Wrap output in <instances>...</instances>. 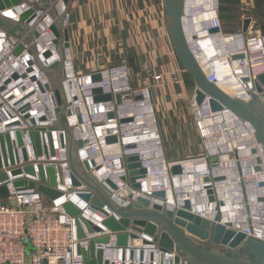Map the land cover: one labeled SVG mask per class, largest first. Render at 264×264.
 <instances>
[{"label":"built area","instance_id":"1","mask_svg":"<svg viewBox=\"0 0 264 264\" xmlns=\"http://www.w3.org/2000/svg\"><path fill=\"white\" fill-rule=\"evenodd\" d=\"M42 1L26 0L1 12L3 17L25 25L26 29L24 34L17 36L0 29V135H9L13 160L11 163L7 148L6 161L0 151V172L6 174L0 186L4 185L7 190L5 196H0V264H86L79 248L87 249L91 238L106 235L109 241L96 244V249L102 250L103 262L108 264H181L174 261L175 251L161 250L145 235L130 240L125 247L117 246L115 234L103 224L106 215L102 211L114 214L107 206L102 211L91 208L95 194L83 185L72 186L64 131L56 128L58 102L51 86L52 74L42 70L61 61L51 31L56 11L51 8H57L63 0H53L44 9L36 8L28 22H20L23 12ZM64 4L66 9L62 11L61 23L68 27L70 15ZM9 12L17 17L10 18L6 15ZM195 15L203 18L200 27ZM218 15V0H202L197 6H192V0H184L181 23L186 24L183 32L189 51L208 81L217 85L226 83L227 75L222 74L225 68L228 75L236 77L235 82L241 88L239 98H248L256 76L264 74V32L240 29L226 33ZM215 28L217 30L211 32ZM33 31L38 33L34 48L28 43ZM253 32L258 34L250 35ZM222 38L230 40L224 56L212 48ZM206 40L210 44V55H206L207 48L203 46ZM19 46L22 49L15 54ZM46 51L50 52L47 57L44 56ZM236 55L242 57L233 58ZM61 67L69 108L63 121L70 127L75 140L82 142L77 147L78 158L80 162H88V173L109 192L117 205L128 207L141 196L149 199L150 206L158 204L175 211L187 201L193 214L241 232L246 238L252 236L264 241V148L257 142L254 129L247 121L226 107L212 111L208 95L198 104L194 88L188 106L194 133L201 142L200 153L171 160L165 155L151 93L153 83L160 81V77L145 63L142 64L143 78L137 83L131 80L125 57L99 70L81 73L75 68L69 45L63 49ZM96 72L100 73V79L93 81L92 75ZM244 77L248 78L245 82ZM173 81L180 79L173 76ZM95 88L101 89V94H111L112 98L95 101L92 92ZM109 113L113 116L108 117ZM122 119L127 121L121 122ZM36 127L45 128L39 133L43 155L38 158L29 137V132ZM16 131L20 132L21 146ZM47 132H50L54 150V156L48 158L44 155V147H49ZM108 136H116V141L106 142ZM131 137L134 140L126 143ZM22 150L26 153V161ZM129 155L138 156L145 170L144 175L136 179L140 185L138 189L128 181L125 158ZM37 161H46L44 166H59L61 181L56 170L55 188L63 193L61 197L48 200L35 188L13 185L17 179L38 181ZM30 163L35 175L23 171ZM175 165L180 166V172L173 174L171 168ZM15 169H20L21 173L12 175ZM159 191L164 192V197L154 195ZM78 193H89V200H83ZM70 194L75 201L69 198ZM68 200L100 231L89 234L83 226L85 237L77 238L75 218L63 209ZM142 239L149 243H143Z\"/></svg>","mask_w":264,"mask_h":264},{"label":"water","instance_id":"2","mask_svg":"<svg viewBox=\"0 0 264 264\" xmlns=\"http://www.w3.org/2000/svg\"><path fill=\"white\" fill-rule=\"evenodd\" d=\"M26 0H0V11L12 8ZM53 0H51L52 3ZM68 3V0H63ZM165 17L168 25V31L173 46V50L179 60L180 65L185 72L191 77L195 86L196 102L199 104L204 95L210 97V106L212 111H218L223 107L228 108L242 120L247 121L254 129V135L258 143L264 148V74H258L256 80L253 82V88L249 91V97L244 100L237 96H232L223 91L215 82L207 80L204 71L200 68L197 61L189 51L184 32L182 29L181 16L183 14L184 0H163ZM50 3V4H51ZM45 3L43 6L33 4V7L23 12L20 15V22H28L35 14V9H44L50 6ZM68 10V8H67ZM51 26V31L55 36L54 43L57 45V50L60 54L61 61H56L48 68H42L47 74L56 75L55 95L58 105L55 108L57 126L64 131V139L66 142L67 164L70 171V178L73 187L85 186L88 190L95 194L92 200L91 208L102 211L104 206L116 215H106L103 224L115 234V243L119 247H125L132 239H138L141 235H145L152 239V242L157 244L163 251H175V263L181 264H264V241L252 236H246L241 232H235L225 225L213 224L210 220L202 218L190 212L189 203L186 201L182 208L175 211L166 209L158 204L150 206L149 199L145 197H137L134 202L128 207H120L109 196V192L88 173L89 165L87 161L80 162L77 154V147L81 146L80 140H75L70 127L64 121V114L66 111V100L62 86V79L64 72L61 64L63 59V49L69 46L68 29L62 26L61 17L59 20H54ZM247 21L244 22V26ZM0 27L15 28L17 35L24 34L26 26L21 23H16L8 18L0 16ZM217 29H212L211 32ZM242 31L246 32V27ZM258 32H253L250 35H257ZM33 36L37 37L38 33L33 31ZM32 47L34 48L33 44ZM22 49L17 47L14 51L17 54ZM50 52H45L47 57ZM241 58L242 55L233 56V58ZM100 79V73L96 72L92 75L93 81ZM244 82L248 78L242 79ZM95 101L110 100L111 94H101V89L95 88L92 90ZM119 102V96H116ZM113 114L109 113L108 117ZM127 121L122 119L121 122ZM34 123V121H32ZM53 129V128H49ZM45 128L36 127L29 132V137L33 143L35 157H41L43 151L40 144L39 131ZM49 147H44V155L46 158L54 156V150L51 143L50 132H47ZM62 138V137H61ZM106 142L116 141V136H108L105 138ZM18 145H22L20 133L17 132ZM11 142L9 135L6 133L0 135V151L4 161H6L5 149L9 152V159L12 163ZM23 159L26 161L27 156L22 150ZM126 168L128 170V181L135 189L139 188L137 178L144 175L145 170L138 161V156L129 155L125 158ZM93 164V162H91ZM37 175L39 180L17 179L13 182L15 187L35 188L39 193L44 195L48 200H55L63 195L57 190L55 171L57 170L61 181V172L59 166L53 167L50 165L44 166V162H37ZM23 171L30 175H35L33 165L27 164ZM173 174L180 172V166L175 165L171 168ZM12 175L21 173L20 169H15ZM6 179L5 172H0V182ZM107 183L114 187V185L107 180ZM7 194L6 187L0 186V196ZM157 197H164V192L159 191L154 193ZM78 196L85 201L89 200V193H78ZM63 209L69 216L75 218L77 238L85 237V230L90 234L100 231V228L88 219L84 218L80 213L81 210L77 208L72 201L64 202ZM198 241L206 242L213 246H224L234 250L233 255L219 251L217 248H206ZM109 236L94 237L89 240L88 248H79V252L86 264H108L103 262L102 250L96 249V244L107 243ZM143 243H149L148 240L142 239ZM206 246V245H205ZM209 246V245H208Z\"/></svg>","mask_w":264,"mask_h":264},{"label":"crops","instance_id":"3","mask_svg":"<svg viewBox=\"0 0 264 264\" xmlns=\"http://www.w3.org/2000/svg\"><path fill=\"white\" fill-rule=\"evenodd\" d=\"M218 1L221 25L236 26H225L224 32L232 33L243 27L247 31L264 30V0ZM45 3L50 4L51 0L37 5ZM67 8L69 45L78 72L96 71L125 57L131 80L137 83L143 78L142 64L145 63L160 77V81L153 83L151 93L162 140L167 139L169 132L180 135L182 128H194L187 105L195 86L186 85L185 70L171 43L163 0H68ZM6 15L13 17L12 12ZM0 29L16 33L15 28ZM173 76L180 81H173ZM169 149L165 148L167 152ZM193 240L203 247L234 254L227 247Z\"/></svg>","mask_w":264,"mask_h":264},{"label":"rangeland","instance_id":"4","mask_svg":"<svg viewBox=\"0 0 264 264\" xmlns=\"http://www.w3.org/2000/svg\"><path fill=\"white\" fill-rule=\"evenodd\" d=\"M52 10L53 12L56 11L54 16L62 15V13L58 12V8L54 10V7H53ZM238 13H239V9H238ZM59 19L60 18L56 17V20H59ZM222 26H223V31H225L226 29L225 26L227 27L230 26L232 28L236 27L234 24H231V23L230 25L229 23H227L225 26L224 24H222ZM7 33L14 36L13 33H9V32ZM32 37L35 38L33 35ZM185 78H186L185 82H186L187 87L188 88L191 87L193 82H192L191 77L186 72H185ZM56 79H57L56 75L52 74L51 82L53 86L56 85ZM189 116H190V111H189ZM169 134L167 136V139H163V147H164L165 155L167 156V158L171 160H176V159H182V158L193 156V155L200 153L201 142H200V139L195 135L193 128H190V127L182 128L180 131V135L178 133H173V135H171L172 133L170 135ZM165 148H168V149L170 148V149L167 152Z\"/></svg>","mask_w":264,"mask_h":264},{"label":"bare ground","instance_id":"5","mask_svg":"<svg viewBox=\"0 0 264 264\" xmlns=\"http://www.w3.org/2000/svg\"><path fill=\"white\" fill-rule=\"evenodd\" d=\"M200 2H202V0H192V6H197V5H199V3ZM58 12H60V13H62V11H64L65 9H66V7H65V4L63 3V1L58 5ZM57 8H55L54 7V10L55 9H57ZM10 9V8H9ZM52 9H53V7H52ZM7 10V9H6ZM3 11H5V10H3ZM2 12V11H1ZM12 14H13V12H12ZM187 15V14H186ZM210 15V14H209ZM213 16V15H212ZM13 17H17L15 14H13ZM54 17H57V18H60L61 17V15H56V16H54ZM4 18V17H3ZM194 19H195V21L197 22V25H199V27L201 26V21L203 20V18H201L199 15L198 16H196L195 15V17H194ZM54 22L55 21H53L52 22V24H54ZM52 26V25H51ZM183 30H184V32H185V29H186V24H185V22H183ZM67 28V27H66ZM30 29V28H29ZM31 29H32V27H31ZM29 33V32H28ZM15 36H17V34H15V33H13ZM42 36V39L43 40H47V37L46 36H43V35H41ZM34 39L35 38H30L29 39V42L28 43H31V45L34 43L35 44V42H34ZM229 41V42H228ZM53 42H54V40H53ZM230 43V40L229 39H227V38H222V39H220V40H218V42H217V46L215 47L214 45H212V48H213V51H215V52H217L218 53V55H220V56H224L226 53H228V51L226 50V47H227V45ZM34 44H33V46H34ZM213 44H215L214 42H213ZM209 41L208 40H206V43H205V41L203 42V46L205 47V48H207V50H206V55H210V49H209ZM41 50H43V49H41ZM46 52H48V51H46ZM58 54H59V52H58ZM205 56V54L204 53H202V57H204ZM56 59V58H55ZM58 60V59H57ZM59 61V60H58ZM222 74H224V75H227L226 77H225V82L226 83H220V85H218L223 91H225L226 93H228V94H230V95H232V96H237V97H239V93H240V91H241V88H239V84H237L236 82H235V79H236V77H233V76H230V75H228V71H226V69L224 68V69H222ZM62 84H63V80H62ZM51 86H52V82H51ZM63 86V85H62ZM54 88V87H53ZM55 90V89H54ZM71 92V91H70ZM242 99H244V100H246L247 98H242ZM65 100H66V111H68L69 112V108H67V99H66V97H65ZM74 107H76L75 105H74ZM125 116H128V115H124V117ZM40 128H44V127H40ZM41 131H43V130H40L39 131V133L41 132ZM17 132H19V131H16L15 132V134H16V136H17ZM20 133V132H19ZM134 139H132V137L130 138V140H127L126 139V143H129V142H131V141H133ZM93 159H95V158H93ZM37 162H46V161H37ZM92 161H90V163H91ZM50 166H53V167H55L54 165H52V164H49ZM57 167V166H56ZM66 198H67V196H66ZM69 198H71L72 199V201H75L76 199H75V197L72 195V194H70L69 195ZM87 216V215H86Z\"/></svg>","mask_w":264,"mask_h":264},{"label":"trees","instance_id":"6","mask_svg":"<svg viewBox=\"0 0 264 264\" xmlns=\"http://www.w3.org/2000/svg\"><path fill=\"white\" fill-rule=\"evenodd\" d=\"M262 32H264V30Z\"/></svg>","mask_w":264,"mask_h":264}]
</instances>
